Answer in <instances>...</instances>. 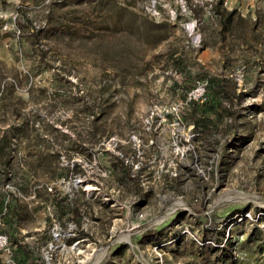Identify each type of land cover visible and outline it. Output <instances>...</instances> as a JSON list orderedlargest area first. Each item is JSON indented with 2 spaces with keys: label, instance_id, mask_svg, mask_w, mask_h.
I'll return each instance as SVG.
<instances>
[{
  "label": "rangeland",
  "instance_id": "1",
  "mask_svg": "<svg viewBox=\"0 0 264 264\" xmlns=\"http://www.w3.org/2000/svg\"><path fill=\"white\" fill-rule=\"evenodd\" d=\"M7 136L0 264H264V0H0Z\"/></svg>",
  "mask_w": 264,
  "mask_h": 264
},
{
  "label": "trees",
  "instance_id": "2",
  "mask_svg": "<svg viewBox=\"0 0 264 264\" xmlns=\"http://www.w3.org/2000/svg\"><path fill=\"white\" fill-rule=\"evenodd\" d=\"M195 109L198 110V106L196 107L195 106ZM12 139H13V136H7L5 138V140H3V142L0 144V154H4V153H7L8 154V158L7 159H11V155L14 153L15 149H14V146H13V143H12ZM6 176L9 175V169L6 170ZM80 218H78L79 220ZM25 252H27L26 249H24Z\"/></svg>",
  "mask_w": 264,
  "mask_h": 264
},
{
  "label": "built area",
  "instance_id": "3",
  "mask_svg": "<svg viewBox=\"0 0 264 264\" xmlns=\"http://www.w3.org/2000/svg\"><path fill=\"white\" fill-rule=\"evenodd\" d=\"M3 226V221L0 217V227ZM11 247V240L10 237L0 231V252H9Z\"/></svg>",
  "mask_w": 264,
  "mask_h": 264
}]
</instances>
